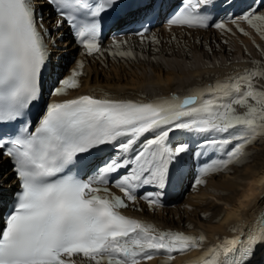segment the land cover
<instances>
[{"label":"snow or ice","instance_id":"snow-or-ice-1","mask_svg":"<svg viewBox=\"0 0 264 264\" xmlns=\"http://www.w3.org/2000/svg\"><path fill=\"white\" fill-rule=\"evenodd\" d=\"M45 2L58 18L55 31L69 25L83 54L101 57L108 51L134 58L120 50L127 41L114 39L115 50L102 48L109 19L143 22L165 7L164 0ZM182 5L167 18L170 26L231 33V23L248 35L238 24L243 21L264 36V0H251L238 15L227 14L236 0ZM222 5L225 16L218 18ZM149 32L142 27L135 34L143 38ZM46 36L53 39L42 28L37 0H0V160H8L17 182L6 191L0 177V264H145L157 256L169 264L200 247L203 235L159 230L120 209L141 198L149 207L163 206L166 193L183 181L188 157L203 160L209 149L227 151L201 163L194 185L247 162L246 145L264 136V91L253 84L264 72L246 71L183 97L132 101L105 93L51 100L78 89L86 73L78 61L69 75L52 79L45 99ZM150 42L159 43L155 36ZM235 105L247 111L239 113ZM194 136L202 139L192 150ZM145 188L152 191L138 196ZM259 211L243 240L229 239L192 264H256L264 248V208Z\"/></svg>","mask_w":264,"mask_h":264},{"label":"bare ground","instance_id":"bare-ground-1","mask_svg":"<svg viewBox=\"0 0 264 264\" xmlns=\"http://www.w3.org/2000/svg\"><path fill=\"white\" fill-rule=\"evenodd\" d=\"M40 1L37 0L38 17L42 20V28L50 30L53 37L49 39L46 36L50 52L48 82L54 77L69 75L78 61H83V72L86 73L79 78L81 86L78 89H70L67 96H53L51 100L72 99L87 94L100 98L105 93L110 94L112 99L132 101H151L172 95L183 97L194 89H205L208 85L214 87L223 78H235L246 71L264 72V46L241 40L243 36L239 37L241 32L236 25L228 26L232 29L231 33L217 29L203 31L156 26L143 38L119 39L127 41L120 50L131 51L134 58L112 56L108 51L102 57L83 55L79 48L71 44L66 27L55 31L58 18L53 17L45 3ZM170 1L164 0L165 5ZM245 1V7L251 3V0ZM45 9L49 15H43ZM239 26L250 39L252 35H261L247 23ZM153 36L159 43L150 42ZM101 46L115 50L113 41H105ZM256 77L254 86L264 91V76ZM236 109L239 113L247 111L245 107ZM256 140L264 142V136ZM252 151L255 155L247 158V162L251 159L250 162L240 167L234 164L229 172L207 177L205 184L194 185V190L185 193L184 199L177 203L184 185L177 191L169 190L163 206L149 207L148 202L141 198L134 204L129 202V207L120 211L130 218L151 223L159 230L205 236L200 247L177 255L169 262L192 264L205 252L229 239L241 240L250 222L264 208V200L260 199L264 195V145L254 146ZM7 168L8 161L0 160V175ZM1 177L6 191L16 187L11 171L6 170ZM109 187L116 195H123L119 189ZM140 193L142 190L137 194ZM163 260V256H157L145 264H163ZM255 262L264 264V248L255 256Z\"/></svg>","mask_w":264,"mask_h":264},{"label":"rangeland","instance_id":"rangeland-1","mask_svg":"<svg viewBox=\"0 0 264 264\" xmlns=\"http://www.w3.org/2000/svg\"><path fill=\"white\" fill-rule=\"evenodd\" d=\"M41 2V1H40ZM37 6H38V4H37ZM43 12H44V14L43 15H49V12H46V9L45 10H43ZM243 36V38H241V40L243 39L244 41H246V42H250V43H252V44H256V43H259L260 45H258L257 44V46H261V44L264 46V36H262V35H259V37H257L256 35H252V39H250V38H248V37H246L245 35H242V33H239V37H242ZM247 38V39H246ZM261 39H263V40H261ZM211 42V41H210ZM210 42H209V44H210ZM200 44V43H199ZM200 45H202V44H200ZM224 45V44H223ZM211 46H213L212 44H211ZM210 50V52H212L211 51V49H209ZM214 52H215V50H214ZM71 62V61H70ZM255 79H257V77H253V81L255 80ZM235 107H241V106H239V105H235ZM255 143H257L256 144V146H260V145H264V142H258V140H255L254 141ZM254 147V146H253ZM253 147H250V146H246V148H245V151H247V153H248V150H250V152L248 153L249 155H248V157H251V156H254L255 155V153L253 154ZM251 161V159L248 161V162H250ZM248 162H245V163H248ZM244 163V164H245ZM243 164V165H244ZM234 165V164H233ZM240 166H242V165H239V167ZM235 167H238V164H236V166ZM7 170V169H6ZM6 170H4L2 173H1V175H3V173L6 171ZM1 175H0V177H1ZM187 194V193H186ZM185 194V195H186ZM185 195L184 196H182V197H180L175 203H177V202H179L182 198L184 199V197H185ZM183 201V200H182ZM171 206V205H170ZM169 206V207H170Z\"/></svg>","mask_w":264,"mask_h":264}]
</instances>
